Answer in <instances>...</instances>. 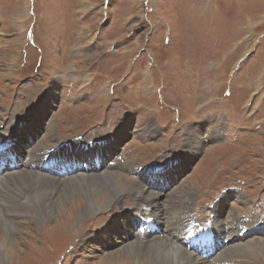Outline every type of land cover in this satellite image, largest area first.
Masks as SVG:
<instances>
[{"label":"rangeland","instance_id":"obj_1","mask_svg":"<svg viewBox=\"0 0 264 264\" xmlns=\"http://www.w3.org/2000/svg\"><path fill=\"white\" fill-rule=\"evenodd\" d=\"M0 143L8 144L0 175L25 164L30 151L28 164L44 158L49 168L56 156L34 147L67 156L94 145L103 160L90 169L107 170L117 159L108 172L128 187L68 227L58 221L69 218L63 208L80 203L64 188L73 178L57 183L67 195L57 194L54 218L12 216L1 196L0 234L9 247L0 264H119L110 262L118 248L145 237L137 219L147 203L137 193L149 194L146 180L163 170L160 214H149L181 236L175 245L208 256V264H253L254 256L264 264V0H0ZM39 180L45 192L56 187ZM212 215V228L195 225ZM187 227H195L190 238ZM115 232L118 241L105 246ZM121 233L132 237L120 242ZM153 245L138 246L187 261L170 240Z\"/></svg>","mask_w":264,"mask_h":264},{"label":"bare ground","instance_id":"obj_2","mask_svg":"<svg viewBox=\"0 0 264 264\" xmlns=\"http://www.w3.org/2000/svg\"><path fill=\"white\" fill-rule=\"evenodd\" d=\"M53 80H55V78ZM56 80H57V78H56ZM41 106L42 105H40L39 107H41ZM29 139H30V137H29ZM16 142H17V140H16ZM91 147H92L91 153H83V152L77 151L73 155H75V156H77L78 154L86 155V156L90 157L88 160L90 162H93V163L96 161L94 159L98 158L97 161L99 163V166L102 165L101 161L103 159L99 157L101 151L96 150L94 145H92ZM34 148H33L34 149L33 151H35L37 153H40V151L43 150V152H41L40 155L45 154L44 155L45 157H48V155L58 156V154H60V152H62V155H59L61 158V156H64V153H65V150H63V148L60 149L57 153L51 152V151L50 152L44 151L43 148H39V147L38 148L34 147ZM30 153H32V151H30ZM29 154H27V156H26V159L24 161L25 164L19 163V162L12 163V165L16 164L17 166L16 167L12 166V170H10L9 172L6 171L5 174L0 175V197L1 196L6 197L5 199L1 197L2 199H4L2 204L5 205V208H7V207L9 209L12 208V216L15 212L18 213V211H22L23 213L30 214L28 216L30 217L31 220H33L31 213L37 212V214H38L40 211H42V212H45L46 218L47 217L48 218H54V216L58 214L55 208L57 206L60 208V204H61V201H59V197L57 196V194H59V196H60V193L66 194L64 192L63 188L58 190V187H57L58 184L57 183H59L60 181L63 182L66 179L73 178L72 180H70L71 182L63 183L64 188L67 190V192L69 194H70V192H73V193H71V196H70L71 199L73 200L72 202L75 203L76 199L74 197H78V200H80L79 201L80 203H77V204L75 203L76 205L73 204L76 207L73 206V208H71V209H73L72 211L69 209H65V208H63L60 211L61 213H66V215H68V217H69L67 220L65 219L66 221H64V219L61 221H58V223L63 224L64 227H66V226L68 227V225L71 223V221H73L74 217L77 219H82L83 216H91V215L95 214L96 212H99V211L101 212L102 210H105L106 208H108L109 204L111 202H113L114 199L119 200V196H121L122 193H124V192L127 193L128 187L123 189V190L120 188L121 182L119 181V179L117 177L118 174L116 172H113V173L108 172V169L116 166L117 159L111 161V163L108 165L107 170L102 169V168L99 171L92 170L90 168L98 166V164H96L94 166V164L86 163L85 165L90 166V168L88 170L85 169L84 171L81 169V171L83 173H79L80 169L74 168L73 171H71V170L64 171L62 175H56V174L49 175L47 173H49L50 171H53L52 169L55 168L56 166H57L56 168H60V169L62 168L59 163H58V165L56 164L57 160H55L54 163L49 166V168L46 167V169L44 170V169H42V165L44 164L46 159L36 158L32 161L31 164H28ZM12 159H13V157H12ZM85 162H87V161H85ZM118 164H120V163L118 162ZM22 166L31 169L33 173H34V171H37L38 178L30 176L28 173H25L24 171H23L24 172V174H23L21 171ZM166 167H168L166 164L162 165V168H166ZM95 168H97V167H95ZM39 169H41V171H43V174L39 171ZM2 170L3 169H0V172ZM104 170L106 172H102ZM130 170L131 171L133 170L132 167H130ZM46 171H47V173H46ZM8 174H12V177L11 176H10L11 178L7 177L6 175H8ZM165 174H167V173L164 170L160 171V172L157 171L156 173H153L149 177V179L146 180V182H145L146 187H144V190H146V191L150 190V193L145 194L142 190L139 193H137V195L140 197V199H143V201H145L148 204V205L144 204L147 212H144L145 210L144 211L141 210L142 211L141 212V218H143V219L144 218L145 219L146 218H152L154 220V222H156L157 226H160V221H161V226L158 229L159 231H155L152 229L153 230L152 233H146L145 232V237H144L143 241L139 244H137L135 242H129L128 241L129 243H125L124 245L120 246L118 248V252L113 254L110 262H117L119 264L120 263L175 264V262H173V261L168 262L165 256H163V255L160 256L159 254H156V252H154L156 246L155 247L150 246L146 250H142L141 247H139L142 245V243H149V244L153 245L154 243H161L162 244V242L164 240H170L171 244L175 248L183 250L184 254L187 256V258H186L187 261L183 264H203V263L208 264L209 260H206V259H208V256H206L207 257L206 259H203L202 258L203 256H201L203 254H198L199 255L198 256V255H196L197 253L193 254L190 251L187 252L186 250L181 249L179 246L175 245L180 241L181 236H179V235H177L175 237L169 236L167 234L168 233V230H167L168 225L166 224L167 222H163V220H161L160 218H159V220L158 219L155 220V218L150 215V214L154 215L156 213V216L159 217L160 210L157 208V204H158V199L162 196L161 193L163 191H157L156 188L165 187L164 183H162V184L160 183L161 181L165 180V177L159 178V176H161V175L165 176ZM1 176H4V177L1 178ZM104 176H105V178H104ZM168 176L170 177V174ZM102 177H103V179H100ZM12 178H13V180H12ZM39 178L41 180H44L48 184V187H50V188H51V186H56V187L55 188L52 187L51 190H49L48 192H45L44 189H46V187H44L45 185L39 180ZM9 185H12V186H9ZM77 185H78V187H77ZM78 192H79V194H77ZM31 193H34V195H31ZM181 197H184V198H181L182 200H186L187 202L190 201V199H188L190 197H186V194H184V196H181ZM182 203H184L183 209L188 210V205L186 206L185 201L181 202V204ZM189 212L190 211L188 210L187 216L190 218H193L192 214ZM223 212L224 211L222 210L219 213V215L225 222H228V219L226 220L224 216L222 217ZM9 213H10V211H9ZM18 214H20V213H18ZM7 217H9V216H7ZM5 219H7V218H5ZM139 221L140 220L137 219L138 224L140 223ZM203 221L205 223L200 224V223H203ZM33 222H34V220H33ZM197 222H198V224H197ZM206 222H207V220L205 218L200 219V220L195 219V225L199 226L200 228H201V225L205 226V227H211L212 228V224H217V221H216V218L214 217V215H212L210 221L207 224H206ZM6 224H8V223H6ZM141 226L142 225L139 224V227H141ZM258 227L263 228L264 226L258 225ZM13 228L14 227H12V229ZM194 228L195 227H187L186 229L183 230V235H186V233L189 229H194ZM218 228L220 230L219 226H218ZM7 229H8V226H6V230ZM118 234L119 233L115 232V234H114L115 237L112 240H108L106 238L107 242H104L105 246L113 245L114 243H116V241H118V239L116 238V236ZM121 234H122V236L120 238L121 239L120 242H123V241L126 242V240H129L130 237H132V236L129 237L128 233H121ZM3 236L4 235L0 234V258H1V260L6 258L7 254H8V247H9V246H7V244H5ZM216 236H218V234H216ZM155 238H159L162 240H154ZM175 238H177V241H175ZM147 241H149V242H147ZM249 246L257 247V245L254 243H250ZM221 247H220V249H221ZM216 248H218V247H216ZM192 249L194 250V248H192ZM141 252H147V253L141 254ZM220 253H221V255H220V258H221V256L223 255V251H221ZM217 254H218V252L216 250H214L211 252V254L209 253V255H212L209 258H212L213 256L216 257ZM251 256H253V255H251ZM250 259H251V261H253V264H259L257 262L255 256L253 258H250ZM111 264H113V263H111Z\"/></svg>","mask_w":264,"mask_h":264}]
</instances>
